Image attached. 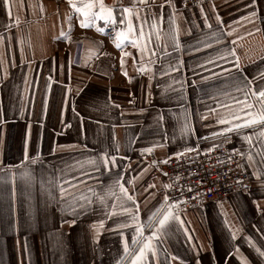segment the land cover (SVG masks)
I'll use <instances>...</instances> for the list:
<instances>
[{
    "label": "crops",
    "instance_id": "crops-1",
    "mask_svg": "<svg viewBox=\"0 0 264 264\" xmlns=\"http://www.w3.org/2000/svg\"><path fill=\"white\" fill-rule=\"evenodd\" d=\"M104 3L114 8L118 20L122 7L131 6L132 0ZM162 3L148 0L151 12L145 7L139 20L133 16L137 30L148 20L143 26L146 37L152 31L151 15L159 18L162 12L164 17L160 40L153 34L147 45L155 56L143 58L150 71L142 73L138 71L140 52L129 40L122 49L116 48L113 26L103 21L96 22L105 28L103 33L96 26L81 28L68 0H10V9L0 0V167L4 168L0 171V264H130L123 241L138 251L131 246L134 226L121 229L116 225L130 222L129 215L119 209L133 205L113 183L117 174L123 175L129 193H135L140 221L147 224L166 194V182L157 170L164 164L160 161L175 158L174 153L185 147L195 149L183 154L188 155L225 142L224 136L211 133L223 127L216 123L218 118L236 112L233 99L244 101L245 80L238 79L232 67L235 57L216 60L214 65L204 61L235 47L240 75L252 80L264 72V0H256L255 5L251 0H209L190 8L181 0H171L176 25L168 19L173 8L164 4L161 9ZM201 7L211 28L204 26ZM253 11L256 16H249ZM69 15L71 30L65 19ZM126 26L117 24L116 28ZM176 27L179 48L173 40ZM61 31L71 40L61 37ZM122 51L131 54L124 58L127 76L121 71ZM177 60L183 65H177ZM170 64L178 71L169 72ZM208 69L218 76L201 80L210 76ZM259 86H264V80L257 77L252 87ZM238 87L242 91H236ZM217 102L228 107H218ZM248 102L256 105L252 111L260 110L255 97L249 96ZM210 108L216 111L209 112ZM201 115L206 119L201 120ZM185 124L194 131L182 132ZM262 128L264 124L226 134L243 153L241 167L249 174L250 185L226 199L176 212L191 241L177 222L170 221L168 233L153 241L158 257L149 254L145 264H157V259L166 264L165 249L178 257L170 264H196L197 259L201 264H241V256L248 264H264V257L256 251H264ZM246 135L252 136L251 146L243 138ZM25 140L28 156L37 157V162L29 159L20 166ZM149 147L151 152L142 153ZM102 153L116 155L117 166L105 170L99 159ZM25 171L30 173L27 178L22 175ZM133 177V183L127 184ZM149 184L155 187L148 188ZM61 187L65 188L63 195ZM109 190L116 195H107ZM81 195L93 203L87 204ZM99 196H104L103 203ZM113 202L115 214L109 218L105 213L113 211ZM73 219L76 223L70 224ZM100 220H104L103 228L92 227ZM144 231L147 235L150 229Z\"/></svg>",
    "mask_w": 264,
    "mask_h": 264
},
{
    "label": "snow or ice",
    "instance_id": "snow-or-ice-1",
    "mask_svg": "<svg viewBox=\"0 0 264 264\" xmlns=\"http://www.w3.org/2000/svg\"><path fill=\"white\" fill-rule=\"evenodd\" d=\"M2 3H3L5 8L10 9V0H2ZM164 4H169V6L173 8V15H170L168 19H169L170 25H176L175 6L173 4H171V0H164V3L160 4L159 7L161 9H163ZM251 4L255 5L256 0H251ZM68 5L78 15V23H79L81 28H89V27L96 26L97 21H103L105 23V25L111 24L113 26V30L115 31V37L113 40L115 47L118 49H122L124 42L126 40H129L133 44V46L136 47L140 52L141 67L138 69V71L142 72V73H147L148 71H150V68H148L145 65L143 58L146 54L149 56H155V54H156L155 51L148 49L147 45L149 43H151V36L153 34L156 36V39L158 41L160 40L161 33L163 31L162 27H160V25H162L163 21H164L163 13L162 12L160 13L159 18H157L155 16V14L151 15L152 23L149 25V27L151 28L152 31L149 33V35L147 37L145 36L144 30H143V26L148 24L147 19H145L142 22L139 30L134 28V25H133V16L135 15V19L139 20L140 19L139 12L143 11L145 7L148 8L149 13L151 12V6L148 4V0H132L131 6L122 7L121 13H120L121 18H119L118 20H117L115 13H114V8L112 6L106 5L104 3V0H68ZM141 6H143V7H141ZM212 7H213V9H215V5H213ZM133 8L137 9L135 14L133 13ZM41 10H43V9L41 8ZM200 11H201V14L204 16V26L211 28V24L209 23V19H208L207 15L204 14L203 7H201ZM249 16L255 17L256 12H254V11L250 12ZM65 19L68 21L69 30H71L73 27V25L71 23L72 16H70V15L66 16ZM241 19L247 20L248 17L242 16ZM216 20L218 23H222L219 15H216ZM117 24H119V25H125L126 24L127 26L126 27H120L119 29H117L116 28ZM96 30L100 33H103L105 31V28L96 26ZM257 31H259V29H257ZM174 33L175 34L173 35V40L175 42V47L179 48L180 47V41H179V29H178V27L174 28ZM60 35H61V37H65L69 41L71 40V37L68 36L63 31H61ZM227 35L231 36L232 31H229L227 33ZM249 35H250V33H249ZM237 39H242V38L237 37ZM141 40L145 41V43L143 45L140 43ZM216 43H221V41L217 40ZM235 43H236V41L233 40L232 44L235 45ZM205 47H210V45L206 44ZM129 55H131V54L128 52L122 51L121 59H120L121 71L126 76H127V71L124 68V65H125V59L124 58L129 56ZM227 56L235 57V62L232 64V67H234L237 71V74H238L237 78L245 80L244 87L247 88V91L243 92V95L245 97L244 101H239V100L233 99V103L235 105H237V109H236L235 113H230L227 117H220L216 120V123L219 125H223V127L220 128L218 132L211 133V135H213V136H217V135L224 136L225 142H227V139H228L226 134H229L232 132H236L237 134H240L241 129L249 128V127H252L254 125L264 124V86H259L258 88L252 87V85H253L254 81L257 79V77L261 80H264V72L258 73L257 77H254L252 80H248L247 77H243L242 75H240L242 72V69H241V64H240V58L236 54L235 47H233L230 50L225 49L223 54H218L214 58L204 61V64L214 65L216 60H225V58ZM69 63H70V61H69ZM136 63H137L136 58H133V64L135 65ZM176 63H177V65H183L182 60H177ZM204 64H198L196 67L203 68ZM168 71L169 72H175V71H178V68L176 65L170 64L168 66ZM208 71L210 72V76L201 77V80H208V79H211L213 77L218 76V73L211 72L210 69H208ZM223 71L228 72L229 70L223 69ZM167 74H168V72H161V75H167ZM151 79H152V77L149 76V80H151ZM236 91H242V89L238 87V88H236ZM249 96L255 97L259 101L260 106H261L259 111H252V109H254L256 107V105L254 103L248 102ZM130 103H131V101H130ZM217 103H218V107H228L227 105L219 104V102H217ZM117 107H119V105H117ZM245 109H247V111H245ZM73 111H75V109H73ZM208 111L209 112H215L216 109L210 108V109H208ZM241 113L243 115H241ZM159 119H160V121H162L163 116H160ZM200 119L204 120V119H206V117L201 115ZM193 131L194 130L192 128H190L187 124H185L184 128L182 129V132H193ZM259 136L264 137V128H262L261 131L259 132ZM243 138L249 143L250 146L253 144V140H252L251 135H246ZM113 140L115 141V135L114 134H113ZM262 143H264V142H262ZM156 146H158V145H155V144L152 145V147H156ZM152 147L144 148L141 151H142V153L151 152ZM216 147H218V145H215V144L212 145V148H216ZM211 150L212 149H208V151H211ZM118 151H119V145H116V152H118ZM190 151H195V149L190 148V147H185L182 152H176V153H174V155L177 158H179L180 156H182L184 154V152H190ZM232 151L234 153L237 152L236 149H232ZM237 154L243 155V153H237ZM248 158H249V160H251L253 158L251 153H249ZM29 159H31L32 163L37 162V157H31L30 158L28 156L27 140H25L24 160L21 161L20 166H22L24 164V162L28 161ZM99 159H100L101 166L105 170L110 171L109 166H111V167L117 166V164H116L117 156L116 155H110L108 153H102L100 155ZM229 160H231V157H229ZM167 162H168L167 160L160 161V163H167ZM89 163L95 164V161L90 160ZM152 163L155 164L156 161H153ZM5 167H8V166H5ZM3 170H4V168L0 167V171H3ZM95 170L99 171L100 168L96 167ZM141 171L142 172L146 171V169H142ZM22 175L25 178H27L30 176V173L25 171L24 173H22ZM165 175H166V173H165ZM257 178L260 179L259 176ZM135 179H136V177H133L132 179L127 180L126 183L132 184L133 180H135ZM177 179H179V177H177ZM65 183H67V182H65ZM113 183L118 187L119 193L123 196V198L126 201L131 202L133 205L132 208L121 206L119 209V211L121 213H127L129 215L130 222L116 225L117 228H121V229L134 226V235H133L132 240H131V246L138 247V251H132L130 249L129 242L127 240L123 241L124 253L126 254V257H130V264H145V261L149 258V254H151V257H154V258L158 257V250L155 247L153 241L157 240L159 237L164 236L168 233V230L170 227V224H169L170 221L177 222L178 229H182L183 234L187 237V239L189 241H191L192 238L189 235L188 229L184 226V221L174 211V209L176 208V206L178 204L184 203L185 201L179 200V201L169 202L170 198L167 194H165L163 197V201L160 202L159 206L155 209V211H153L148 216V223L144 224L140 221V218H139V211L140 210H139V204L137 203L136 198H135V193L134 192L132 194L129 193L128 188L125 186L123 175L118 173L117 177L113 181ZM70 186L74 187V185H70ZM154 187H155L154 184L148 185V188H154ZM164 187L168 188L170 186L164 185ZM147 190L148 189L146 188L145 191H147ZM188 190L191 191L192 189L189 187ZM89 191H91V189H89ZM60 192L63 195V193L65 192V188L61 187ZM106 194L110 195V196L116 195L115 192H112L110 190L107 191ZM80 199L86 201L87 204L93 203V201L91 199H89L88 197H85L83 195L80 196ZM98 199L100 200L101 203L104 202V196H99ZM112 207H113L112 212L105 213V215L109 218L113 214H115V209H116L115 202H113ZM256 207H257L258 211H261L258 203L256 204ZM69 223L75 224L76 221H75V219H73V220L69 221ZM226 223H227V221H226ZM103 226H104V220H100L98 222V225L94 224L92 227L99 229V228H103ZM145 228L150 229V231L147 235H145V231H144ZM98 235H99V231L97 230V233L93 236L94 241H96L98 239ZM121 236H123V233H121ZM235 236H236V233L233 232L232 233L233 239H235ZM193 248L195 250V245H193ZM25 251H27V246H25ZM256 251H257L258 255L264 257V251H261V249H259V248H257ZM165 252H166V264H170V260L178 259V257L171 256V254H168L166 249H165ZM236 252L237 253L239 252L238 248L236 249ZM197 255H198V253H197ZM126 257H122V259H125ZM213 259H215L214 255H213ZM239 259L241 260V264H248V261L245 257L241 256V257H239ZM157 264H159L158 259H157ZM182 264H183V262H182ZM196 264H201L199 259L196 260Z\"/></svg>",
    "mask_w": 264,
    "mask_h": 264
},
{
    "label": "built area",
    "instance_id": "built-area-1",
    "mask_svg": "<svg viewBox=\"0 0 264 264\" xmlns=\"http://www.w3.org/2000/svg\"><path fill=\"white\" fill-rule=\"evenodd\" d=\"M181 1L186 8H190L209 0ZM208 149L175 157L158 166L159 174L170 186L166 189L169 202L185 201L176 206L175 212L189 211L226 199L250 185V176L241 167L240 154H237L240 151L235 141L227 140L216 148ZM232 149L237 152L234 153Z\"/></svg>",
    "mask_w": 264,
    "mask_h": 264
}]
</instances>
